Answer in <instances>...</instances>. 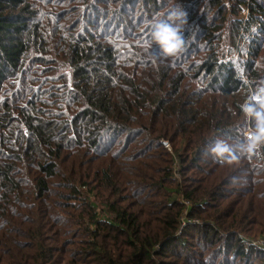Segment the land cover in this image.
I'll return each instance as SVG.
<instances>
[{"label":"trees","instance_id":"16d2710c","mask_svg":"<svg viewBox=\"0 0 264 264\" xmlns=\"http://www.w3.org/2000/svg\"><path fill=\"white\" fill-rule=\"evenodd\" d=\"M260 87L264 0H0V264H264Z\"/></svg>","mask_w":264,"mask_h":264},{"label":"clouds","instance_id":"9594fccd","mask_svg":"<svg viewBox=\"0 0 264 264\" xmlns=\"http://www.w3.org/2000/svg\"><path fill=\"white\" fill-rule=\"evenodd\" d=\"M181 23H176V12L167 19L154 22L151 32V41L157 45L165 57H177L184 51L183 25L187 23V14ZM242 112L255 122L254 130L246 134V141L235 148L223 139H217L208 150L214 159H226L228 162L238 158L237 154L251 155L261 142H264V87L257 89L248 101L241 105Z\"/></svg>","mask_w":264,"mask_h":264},{"label":"built area","instance_id":"2783aa9c","mask_svg":"<svg viewBox=\"0 0 264 264\" xmlns=\"http://www.w3.org/2000/svg\"><path fill=\"white\" fill-rule=\"evenodd\" d=\"M243 14H244L245 19H246L247 16H248V10H245ZM252 130H253V129L249 128V131H248V132H250V131H252ZM248 132H247V133H248ZM247 133H246V134H247ZM254 244H256V245H264V241H262V240H260V241H255Z\"/></svg>","mask_w":264,"mask_h":264}]
</instances>
